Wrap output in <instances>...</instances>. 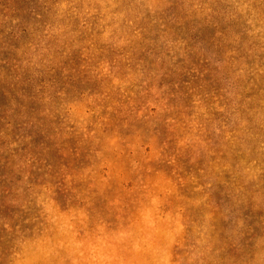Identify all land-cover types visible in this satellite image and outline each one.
Masks as SVG:
<instances>
[{"label":"rangeland","instance_id":"374dc122","mask_svg":"<svg viewBox=\"0 0 264 264\" xmlns=\"http://www.w3.org/2000/svg\"><path fill=\"white\" fill-rule=\"evenodd\" d=\"M0 264H264V0H0Z\"/></svg>","mask_w":264,"mask_h":264}]
</instances>
